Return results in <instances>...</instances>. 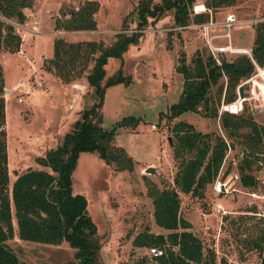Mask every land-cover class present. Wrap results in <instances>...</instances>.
I'll return each mask as SVG.
<instances>
[{
  "label": "rangeland",
  "instance_id": "1",
  "mask_svg": "<svg viewBox=\"0 0 264 264\" xmlns=\"http://www.w3.org/2000/svg\"><path fill=\"white\" fill-rule=\"evenodd\" d=\"M83 1L33 0L30 8L23 9L25 21L13 23L21 37L18 51L0 52L8 190L17 174L28 168H40L34 158L59 144L79 118V112L95 101L84 77L64 83L42 68V57L52 55L53 38L68 42L101 41L110 45L117 32L129 33L135 27L133 10L138 0H94L98 4L93 15L94 30H54L55 19L61 17L59 9L76 7ZM159 1L152 0L153 3ZM202 3L203 0H195L191 12L195 13L193 9L197 10L198 6L204 8ZM192 13L186 25L191 26L180 29L173 25L171 11L156 21L148 18L137 43L129 44L121 57L122 72L130 76L131 82L105 89L101 106L103 128L108 129L127 115L140 119L133 129H119L113 139V144L122 147L132 159V170H115L95 153L82 152L71 174L72 192L82 194L86 200V211L99 239L98 259L104 264L132 263L141 256L150 258L147 248L131 245L132 237L145 229L166 234L167 231L153 221L146 186L152 182L159 189L174 187L178 159L171 146L175 142L171 127L177 121L189 123L201 133L219 135L229 144L216 177L205 186L201 197L177 192L180 217L190 222L189 231L204 248L212 250L215 264H259L256 251L249 249L245 240L255 237L258 230L264 228V221L260 219L264 166L252 171L256 186L244 188L239 184L236 164L243 148L239 141L245 140L249 130L242 128L235 138L226 137L219 119L224 91L218 96L216 85L209 90L211 106L216 109L215 118L203 116L201 110L184 112L171 121L160 114L177 101L181 90L182 76L174 70L178 58L183 55L188 63L195 52L203 56L209 54L208 44L222 45L227 40L232 47L249 50L252 25L264 20V0H234L229 6L208 11L206 22L212 25L206 33L195 25L192 27V23H196ZM226 16L234 18L230 26L224 23ZM122 20L125 22L123 30ZM226 33L228 38L219 37ZM237 54L225 55L233 58ZM119 63L116 58H108L104 79ZM222 82L223 78L219 79V83ZM240 85L243 97L237 114L248 116L258 125L264 146V67L255 69ZM148 167L152 168L151 172L146 171ZM217 180L227 181V194L213 192ZM11 223L14 235L5 243L25 264H75L74 249L66 242L50 245L21 240L16 235L13 216Z\"/></svg>",
  "mask_w": 264,
  "mask_h": 264
},
{
  "label": "trees",
  "instance_id": "2",
  "mask_svg": "<svg viewBox=\"0 0 264 264\" xmlns=\"http://www.w3.org/2000/svg\"><path fill=\"white\" fill-rule=\"evenodd\" d=\"M195 0H138L133 12L136 15L134 29L117 32L110 45L101 41H72L60 37L52 40V55L42 61V68L60 81L67 83L79 77L93 91L95 101L79 112L69 131L64 133L59 144L34 158L40 166L28 168L17 174L7 188L3 75L0 66V264H25L5 243L12 239L15 219L16 235L19 239L50 245L66 242L74 249L75 264H104L98 259L100 248L95 226L86 211V200L82 194L73 193L71 174L77 157L82 152L95 153L106 165H113L118 171H131L133 161L122 147L113 144L119 129H133L140 119L133 115L121 117L108 129L101 126V106L105 89L109 86L131 82L129 75L121 69V57L129 44H135L148 22L156 21L165 12L171 11L173 25L185 27L192 13ZM234 0H203L205 12L192 13L196 23L208 20V11L229 6ZM33 0H0V52H17L21 37L13 23L25 21L24 8H30ZM98 4L94 0H84L78 6L66 10L59 9L60 18L54 21V30L85 31L94 30V13ZM193 21V22H194ZM122 20L121 29L124 28ZM253 38L249 56L239 53L233 58L221 54L215 60L212 55L192 54L188 63L183 55L178 58L174 70L181 74V90L175 103L168 106L163 115L167 121L184 112H197L206 117H216V109L211 106L209 90L216 85L218 96L224 91V103L236 98L238 85L250 77L257 68L264 67V20L252 25ZM108 58L120 60L118 68L104 79V65ZM223 82L219 83V79ZM224 83V84H223ZM220 125L229 139L239 135L242 128L249 131L241 156L236 164L239 184L244 188L254 187L256 177L252 174L264 166V146L261 131L251 118L242 114L221 112ZM171 130L175 142L171 145L173 155L178 159L177 171L173 177L174 187L159 189L150 182L146 195L151 199L152 217L155 225L166 230V234L152 233L148 229L137 232L131 245L137 248L159 247L163 253L154 258L141 256L132 263L125 264H215L212 250L204 248L202 242L189 229V221L179 215L178 193L201 197L205 186L217 175L226 148L229 144L216 134L201 133L184 121L174 122ZM261 220L264 221V202ZM245 243L256 251L259 264H264V228ZM166 246V247H165Z\"/></svg>",
  "mask_w": 264,
  "mask_h": 264
},
{
  "label": "built area",
  "instance_id": "3",
  "mask_svg": "<svg viewBox=\"0 0 264 264\" xmlns=\"http://www.w3.org/2000/svg\"><path fill=\"white\" fill-rule=\"evenodd\" d=\"M199 11L203 12V11H205V9L202 8V10H199ZM199 11L195 10V8L193 9V12H195V13H200ZM233 22H234V18L232 16H226L224 23L227 26H230L231 24H233ZM192 25H193L192 27H194V25H195V27L203 29L206 33L208 27L211 26L212 23H207V22L195 23V24L192 23ZM189 26H191V25H189ZM189 26H185V27H189ZM176 29H180V28L176 27ZM219 37H227L228 38V33L219 35ZM208 47H209L210 54L212 55V57L215 58V60L217 59V56L219 54H221L223 56L225 54H228V56H231L232 54H235V53H243V54H246L249 56V50L232 47L229 40H227L224 44L222 43V45H217V46H212V45L208 44ZM225 57H226V55H225ZM240 108H241V98H239L238 96L231 103L221 102L219 105V111L220 112H228L230 114H237L240 111ZM212 188H213V192L216 194H227V192H229V186H227L226 180L225 181H218V180L215 181ZM216 209H219L218 206L216 207ZM162 253H163L162 248H159V247H148L147 248V254L151 258L160 256Z\"/></svg>",
  "mask_w": 264,
  "mask_h": 264
},
{
  "label": "water",
  "instance_id": "4",
  "mask_svg": "<svg viewBox=\"0 0 264 264\" xmlns=\"http://www.w3.org/2000/svg\"><path fill=\"white\" fill-rule=\"evenodd\" d=\"M6 91H8V90H6ZM237 96L239 98H242L243 97V95H242V85L238 86V88H237ZM146 171L147 172H151L152 171V168L148 167V168H146Z\"/></svg>",
  "mask_w": 264,
  "mask_h": 264
},
{
  "label": "bare ground",
  "instance_id": "5",
  "mask_svg": "<svg viewBox=\"0 0 264 264\" xmlns=\"http://www.w3.org/2000/svg\"><path fill=\"white\" fill-rule=\"evenodd\" d=\"M201 9H202V7H200V6L197 7V10H201Z\"/></svg>",
  "mask_w": 264,
  "mask_h": 264
},
{
  "label": "crops",
  "instance_id": "6",
  "mask_svg": "<svg viewBox=\"0 0 264 264\" xmlns=\"http://www.w3.org/2000/svg\"><path fill=\"white\" fill-rule=\"evenodd\" d=\"M24 11H26V10H24ZM42 58H43V59H46V58H49V57H46V58L42 57ZM43 59H42V60H43Z\"/></svg>",
  "mask_w": 264,
  "mask_h": 264
}]
</instances>
